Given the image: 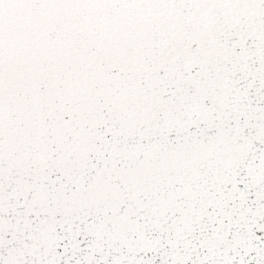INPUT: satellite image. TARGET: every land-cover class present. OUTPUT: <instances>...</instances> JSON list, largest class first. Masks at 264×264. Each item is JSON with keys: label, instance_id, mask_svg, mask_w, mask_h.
Segmentation results:
<instances>
[{"label": "snow or ice", "instance_id": "snow-or-ice-1", "mask_svg": "<svg viewBox=\"0 0 264 264\" xmlns=\"http://www.w3.org/2000/svg\"><path fill=\"white\" fill-rule=\"evenodd\" d=\"M0 264H264V0H0Z\"/></svg>", "mask_w": 264, "mask_h": 264}]
</instances>
